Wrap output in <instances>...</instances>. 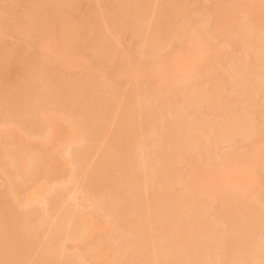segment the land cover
I'll return each mask as SVG.
<instances>
[{"label":"rangeland","instance_id":"1","mask_svg":"<svg viewBox=\"0 0 264 264\" xmlns=\"http://www.w3.org/2000/svg\"><path fill=\"white\" fill-rule=\"evenodd\" d=\"M240 1L247 8L238 0H0V128L6 130L0 135V264H92L87 256L95 241L80 238L89 234L83 215L94 221H85L90 226L103 221L90 236L98 247L111 242L114 248L104 261L96 258L99 264H264V0ZM219 7L225 20L216 17ZM56 10L75 23L74 41L81 33L75 42L66 36L70 29L62 37ZM40 108L62 114L47 122ZM66 127L74 137H65ZM226 167L249 172L248 180L245 174L236 180L245 189L226 191L225 178L207 183V191L195 189L197 171L212 179L214 169ZM161 173L164 181L170 175L165 195ZM142 184L150 189L149 214ZM226 192L233 194L222 202ZM178 199L189 207H179ZM148 216L152 224L164 221L160 232L147 230ZM105 221L114 226L110 234Z\"/></svg>","mask_w":264,"mask_h":264},{"label":"bare ground","instance_id":"2","mask_svg":"<svg viewBox=\"0 0 264 264\" xmlns=\"http://www.w3.org/2000/svg\"><path fill=\"white\" fill-rule=\"evenodd\" d=\"M67 1H68V0H67ZM244 1H245V0H244ZM245 2H247V1H245ZM237 3L240 4L241 1L239 2V0H238ZM244 4H245V3H244ZM244 4L241 3L242 7H240L241 5H239V7H240V8H243V5H244ZM247 4H248V3H247ZM263 4H264V3H263ZM263 4H262V6L264 7ZM66 5H67V4H66ZM62 6H63V5H62ZM136 6H137V5H136ZM217 6H218V5H217ZM248 6H249V4H248ZM60 7H61V6H60ZM137 7H138V6H137ZM244 7H246V6L244 5ZM263 7H261V8L264 9ZM134 8H135V7H134ZM240 8H239V9H240ZM246 8H247V7H246ZM257 8H258V9H261L259 6H258ZM60 9H62V7H61ZM131 9H132V8H131ZM244 9H245V8H244ZM249 9H250V8H249ZM253 9H254V8H253ZM258 9H257V10H258ZM57 10H58V9H57ZM57 10H56V11H57ZM63 10H64V9H63ZM63 10L57 11V12H58V14L56 13V14H57V16H56L57 18H55V21H56V20H57V22L59 21V22H58V24H59L58 26L61 27V29H62V28L64 29V26H66L67 23H68L67 26L71 25V23H72V22L66 21L67 19L69 20L68 12H66V13H67V14H66L65 12H63ZM67 10H68V9H67ZM219 10H220V7L218 8L217 11H219ZM129 11H130V9H129ZM220 11H221V10H220ZM220 11H219V13L217 12L219 15L216 13V14H217L216 17L219 16L218 19H221V20H222V19H224L225 15H224V14H221ZM247 12H248V10H247ZM263 12H264V10H263ZM62 13H65V14H62ZM131 13H132V12H131ZM56 14H55V15H56ZM220 14H221V16L224 15V17L222 16V18H221ZM55 15H54V16H55ZM132 15H133V14H132ZM58 16H59V17H58ZM64 16H65V17H64ZM60 18H61V19H60ZM227 18H228V17H227ZM70 19H71V18H70ZM224 20H225V19H224ZM229 20H230V19H228V20H227L228 22H227V21H226V22H227V24L229 25V30H231V29H230V26H232L234 23H232V21L229 22ZM140 21H141V20H140ZM142 21H143V20H142ZM217 21H218V20H217ZM238 21H239V20H238ZM62 22H63V23H62ZM65 22H66V23H65ZM145 22H146V21H145ZM226 22H225V23H226ZM233 22H234V21H233ZM235 22H236V20H235ZM239 22H240V21H239ZM222 23H223V22H222ZM230 23H231V24H230ZM56 24H57V23H56ZM65 24H66V25H65ZM74 24H75V23H72V25H74ZM223 24H224V23H223ZM227 24H226V26H223V27H224L223 29H225L226 27H228ZM240 24H241V23H240ZM242 24H243V23H242ZM242 24H241V25H242ZM72 25H71L67 30H66V29H65V30L62 29V31H63V32H62V35H63L62 37H65V38H66L67 35H68V36L70 35L69 37L67 36V37L69 38V40H70V41L73 40V42H75V41L77 40L76 38L80 37L81 33H80V35L78 34V36H76L75 41H74V39H73L74 37L71 38V35H72L74 32L77 31V28H76V25H74V26H72ZM77 25H78V24H77ZM220 25H221V23H220ZM145 26H146V25H145ZM147 26H148V25H147ZM73 27H75L76 29H74ZM232 27L234 28V29H232V30L234 31V33H236L237 30L235 31V29L238 28L237 24H236V27H235V24H234ZM232 27H231V28H232ZM33 28H34V27H33ZM43 28H44V27H43ZM148 28H149V26H148ZM220 28H221V27H220ZM240 28H241V27H240ZM69 29H70V30H69ZM73 29H74V30H73ZM227 29H228V28H227ZM47 30H48V29H47ZM68 30H69L70 32H69ZM72 30H73V31H72ZM142 30H143V29H142ZM225 30H226V29H225ZM64 31H65L66 33H67V32H69V33L66 34V36H65V35H64V33H65ZM79 31H80V30H79ZM79 31H78V32H79ZM146 31H147V30H146ZM146 31H145V33H146ZM226 31H227V30H226ZM148 32H149V31H148ZM229 32H230V31H229ZM33 33H34V32H33ZM231 33H232V32H231ZM237 33H238V31H237ZM237 33H236V34H237ZM239 33H241V32H239ZM239 33H238V35H239ZM242 33H243V29H242ZM47 34H48V33H47ZM48 35H49V34H48ZM48 35H47V36H48ZM75 35H77V34H75ZM75 35H74V36H75ZM238 35H237V36H238ZM243 35H244V37H247V36H248V35H246V34H241L242 37H243ZM50 36H51V35H50ZM60 36H61V35H60ZM159 36H160V35H159ZM263 37H264V36H263ZM46 38H47V37H46ZM50 38H51V37H50ZM50 38H49V39H50ZM47 39H48V38H47ZM48 41H49V40H48ZM246 41H247V40H246ZM45 42H46V41H45ZM262 42H263V41H262ZM262 42L259 43V44L262 45V46H264V43H262ZM48 43H49V42H48ZM39 46H40V44H39ZM44 46H45V45L42 46V44H41V47H44ZM51 46H52V45H51ZM70 46H71V45H70ZM72 46H73V45H72ZM72 46H71L70 48H72ZM258 46H259V45H258ZM46 47H47V46H46ZM48 48L51 49V48H50V45H49ZM52 48H53V47H52ZM54 48H56V45H55ZM54 48L52 49L53 51L56 50V49L54 50ZM259 49H263V47H262V48H259ZM52 50H51V51H52ZM67 50H68V49H67ZM49 51H50V50H49ZM68 51H69V50H68ZM70 51H71V50H70ZM173 55L176 56V54H173ZM125 56H126V55H125ZM125 56H124V57H125ZM175 56H173V57H175ZM121 57H122V56H121ZM67 58H68V57H67ZM125 58H126V57H125ZM175 58H176V59H175L176 61H174V62H176V63H178V62L180 63V61L182 60V58H181L180 56H178V57L176 56ZM180 58H181V59H180ZM177 59H179V61H178ZM70 61H71V60H70ZM177 61H178V62H177ZM50 75H51V74H50ZM234 76H235V75H234ZM89 78H90V77H89ZM232 78H233V77H232ZM236 79H237V78H236ZM232 80H233V79H232ZM234 80H235V79H234ZM234 80H233V81H234ZM85 81H86V80H85ZM89 81H90V80H89ZM89 81H88V82H89ZM235 81H236V80H235ZM90 82H91V81H90ZM192 82H193V81H192ZM236 83H237V82H236ZM87 84H90V83H87ZM198 84H199V82H198ZM198 84H197V81H196V82H195V85L192 84V87L194 86V87H195L194 89H196V86L198 87ZM239 84H240V82H239ZM212 86H213V87H216V86H214L213 84H212ZM192 87H191V88H192ZM217 87H218V86H217ZM217 87H216V89H218ZM197 89H198V88H197ZM216 89H215V90H216ZM190 90H191V89H190ZM233 90H234V89H233ZM192 91H193V89H192ZM196 91H198V90H196ZM216 91L218 92V90H216ZM236 91H237V90H235V92H236ZM163 92H164V91H163ZM165 93H166V92H165ZM189 93H190V91H189ZM214 93H215V92H214ZM218 93H219V92H218ZM190 94H191V93H190ZM196 94H197V93H196ZM216 94H217V93H216ZM198 95H199V94H198ZM213 95H214V94H213ZM168 96H169V95H168ZM173 96H174V95H173ZM169 97H170V96H169ZM198 97H199V96H198ZM166 99H167V98H166ZM198 100H199V99H198ZM229 100H231V99H229ZM229 100H228V102H229ZM208 101H209V100H208ZM208 101H207V102H208ZM197 102H198V101H197ZM145 103H146V102H145ZM167 103H168V102H167ZM229 103H231V101H230ZM139 104H140V103H139ZM143 104H144V103H143ZM171 104H172V103H171ZM140 106H141V105H139V106H137V107H139V109H141ZM183 106H184V105H183ZM187 106H188V104H187ZM39 107H40V106H39ZM143 107L145 108L144 105H143ZM144 108H143V109H144ZM186 108H187V107H186ZM40 109H42V108H40ZM43 109H44V108H43ZM43 109H42V110H43ZM139 109H138V110H139ZM42 110H40V112H42L41 114H42L43 118L45 117V119H46L47 122H51V121H54V120L58 119V118L60 117V114H62V113H59V115H58L59 117L56 118L57 116H55V114H54V116H53V113H52V115H51V113L48 112V111L45 109L46 111H45V110H43V111H45V113L47 112L46 114H49V113H50L49 115H46V114H44V112H43ZM135 110H136V109H135ZM148 110H149V109H148ZM129 114H130V113H129ZM39 115H40V114H39ZM44 115H45V116H44ZM47 116H48V117H47ZM51 116H53V117H51ZM61 116H62V115H61ZM128 116H129V115H128ZM220 116H221V115H220ZM63 117H64V119H65V122H66L67 118H69V120H70V117H67V116H66V117H65V116H62L61 119H62ZM49 118H51V119H49ZM52 118H54V119L52 120ZM220 118H221V117H220ZM64 119H63V120H59V121H64ZM48 120H49V121H48ZM91 120H92V119H91ZM234 120H235V119H234ZM59 121H58L57 123H59ZM220 121H221V120H220ZM223 121H224V120H222L221 122L223 123ZM229 121H231V123H232L233 120H229ZM235 121H236V120H235ZM65 122H64V123H65ZM70 122H72V121L70 120ZM70 122H69V123H70ZM216 122L218 123V121H216ZM221 122H220L218 125L222 124ZM236 122H237V121H236ZM61 123H62V122H61ZM66 123H68V121H67ZM52 124H54V123H52ZM55 124H56V123H55ZM55 124H54V126H55ZM59 124H60V123H59ZM71 124H72V126H73V123H71ZM60 125H61V124H60ZM60 125H58V126H60ZM62 125H63V124H62ZM67 125H69V124H67ZM238 125H239V123H238ZM56 126H57V124H56ZM223 126H224V123H223ZM223 126H222V127H223ZM229 126H230V125H229ZM234 126H235V124H234ZM50 127H51V125H50ZM62 127H63V126H62ZM67 127H68V126H67ZM67 127H66V130H67V131L70 130V129H67ZM73 127H74V126H73ZM214 127H216V126H214ZM224 127H225V126H224ZM224 127H223V128H224ZM227 127H228V126H227ZM231 127H232V126H230V128H231ZM235 127H236V129L238 130V128H237L238 126L236 125ZM235 127H233V128L235 129ZM4 128H5V127H4ZM16 128H17V127H16ZM16 128L14 127V131H16L17 134H20V135H21V136H19V138L24 137L23 134L21 133V130H20V129H16ZM52 128H53V125H52ZM52 128H50L51 131H53ZM59 128H61V127H59ZM63 128H64V127H63ZM68 128H69V127H68ZM70 128H71V126H70ZM195 128H196V126H195ZM217 128H218V127H217ZM220 128H221V126H220ZM223 128H222V129H223ZM239 128H240V127H239ZM0 129H1V128H0ZM6 129H7V128H6ZM54 129H55V128H54ZM74 129H76V128H74ZM234 129H233V130H234ZM9 130H10V129H9ZM62 130H63V129H62ZM62 130H61V129H60V130H57V132L62 131ZM72 130H73V129H72ZM196 130H197V128H196ZM227 130L230 131L229 129H227ZM231 130H232V128H231ZM233 130H232V132H233ZM4 131H5V132H4ZM4 131H2V129L0 130V135H2V137H3L4 135L6 136V130L4 129ZM14 131H13V128H11V132H14ZM18 131H19L20 133H18ZM55 131H56V130H54V133L57 134V132H55ZM213 131H214V130H213ZM219 131H220V130H219ZM221 131H222V130H221ZM1 132H2V133H1ZM3 132H4V133H3ZM7 132H8V129H7ZM9 132H10V131H9ZM195 132H196V131H195ZM197 132H199V131H197ZM217 132H218V131H217ZM222 132H224V130H223ZM222 132H219V133L221 134ZM232 132H231V133H232ZM234 132L236 133L235 135H237V132H239V130H238V131L235 130ZM14 133H15V132H14ZM14 133H13V134H14ZM54 133H53V134L50 133V134H51V135H55ZM60 133H61V132H60ZM62 133H63V131H62ZM69 133H70V135H69ZM193 133H194V132H193ZM201 133H202V132H201ZM9 134H10V133H9ZM15 134H16V133H15ZM66 134H68L70 137H74V134H73L72 131H68L67 133H65V137L68 136V135H66ZM194 134H195V133H194ZM197 134H198V133H197ZM197 134H196V135H197ZM213 134H214V133H213ZM228 134H229V133H228ZM238 134H239V133H238ZM72 135H73V136H72ZM75 135H76V134H75ZM190 135H191V134H190ZM216 135H217V134H216ZM225 135H226V134H225ZM231 135H234V133L231 134ZM235 135H234V136H235ZM69 136H68V137H69ZM197 136H198V135H197ZM200 136H201V134H200ZM200 136H199V137H200ZM223 136H224V134H223ZM228 136H229V135H228ZM239 136H240V135H239ZM25 137H26V136H25ZM47 137H49V136H47ZM202 137H203V136H202ZM220 137L222 138L223 141H225V140L227 141V138H228V140H230V139H229L230 136H229V137L224 136V137H227L225 140L223 139L224 137H222V136H220ZM232 137H233V136H231V138H232ZM192 138H193V137H192ZM217 138H218V137H217ZM221 138H218V139H217V142H220L219 140H220ZM26 139H27V138H26ZM68 139H69V138H68ZM68 139H67V140H68ZM232 139H233V138H232ZM184 140H185V139H184ZM186 140H187V139H186ZM209 140H210V139H209ZM212 140H213V139H212ZM41 141H42V140H41ZM168 141H169V139H168ZM171 141H172V140H171ZM230 141H231V140H230ZM43 142H44V141H43ZM172 142H173V141H172ZM42 144H43V143H42ZM229 149H230V148H229ZM229 149H228V150H229ZM229 151H230V150H229ZM232 152H233V150H232ZM234 153H237V151L234 152ZM237 154H238V153H237ZM237 154H236V156H238ZM229 155H230V154H229ZM239 155H240V154H239ZM221 156H222V155H221ZM232 156H233V155H232ZM245 156H247V155H245ZM165 157H166V156H165ZM229 157H230V156H229ZM241 157H242V155H241ZM248 157H249V156H248ZM237 158H238V157H237ZM237 158H236V159H237ZM246 158H247V157H246ZM252 158H253V157H252ZM222 159H223V158H222ZM229 159H230V158H229ZM233 159H234V158H233ZM247 159H248V158H247ZM172 160H173V159H172ZM172 160L170 159V161H172ZM174 160H175V159H174ZM225 160H226V158H225ZM227 160H228V158H227ZM251 160H252V159H251ZM167 161H168V159H167ZM170 161H169V162H170ZM219 161H220V159H219ZM222 161H224V160H222ZM230 161H231V159H230ZM255 161H257V159H256ZM101 162H102V161H101ZM163 162H164V161H163ZM165 162H166V161H165ZM242 162H243V161H242ZM253 162H254V161H253ZM173 163H174V162H173ZM221 163H222V162H221ZM238 163H239V162H238ZM249 163H250V162H249ZM141 164H143V163H141ZM167 164H168V163H167ZM242 164H244V163H242ZM242 164H241V166H242ZM255 164H256V163H255ZM168 165H169V164H168ZM216 165H217V164H216ZM218 165H219V162H218ZM230 165L233 166V164H232L231 162H230ZM244 165H246V164H244ZM244 165H243V166H244ZM164 166H165V165H164ZM164 166H163L162 168H165V169H166V166H167V165H166L165 167H164ZM221 166H222V165H220V167H221ZM235 166H236V165H235ZM235 166H233V167H235ZM252 166H253V165H251V170H252V169L255 170V166H254V168H253ZM169 167H170V165H169ZM171 167H172V166H171ZM223 167H224V166H223ZM227 167H229V164H227ZM227 167L224 168L223 171H224L225 169H229V168H227ZM245 167H246V166H245ZM99 168H100V167H99ZM143 168H144V166H143ZM162 168H161V169H162ZM167 168H168V167H167ZM221 168H222V167H221ZM235 168H236V167H235ZM235 168H234V169H235ZM242 168H243V167H241V170H242ZM144 169H145V168H144ZM169 169H170V168H169ZM169 169H168V170H169ZM216 169H217V167H216ZM216 169H214V172H215ZM237 169H238V168H237ZM237 169H236V170H237ZM247 169H248V168H247ZM4 170H5V169H4ZM162 170H163V169H162ZM170 170H171V169H170ZM198 170H201V169H198ZM203 170H205V169H203ZM229 170H230V171L232 170V173L234 172L235 174H236V173H239V172L241 171L240 169H239L240 171L233 170V168H232V169L230 168ZM229 170H226V171H228L229 173L226 172V171H225V172H222V170H220V171H217V170H216V172H217L218 174H215V173L213 172V173L211 174V176H212V179H213L214 181L211 179V177H210L209 175L206 176V174H208V173H206V174L204 175L203 172H202V173H198L197 170H195V171H197V175H196V177H195V176H193V177L190 176V177H191V178H194V177H195L196 179L198 178L199 181H201V184H200L201 186H200V185H197V188L195 187L196 190L199 188L198 191H200V189L202 190L203 188H204L205 191H207L208 189H210L211 186H210L209 184L207 185V183L210 182V184L212 185V184H214V182L217 180V178H219L218 180H221L222 178H223V179L225 178L224 180L220 181L221 183H220L219 181H218V182L224 187V189L227 187V188H226V191L231 190V187L234 188L233 186H235V185H236L237 187H241V186H238L240 181H236V180H237L238 176H239V178H240V176L243 177V175L245 174V172L242 171V173L244 172L243 174H242V173H240L239 175L236 174V176H234V175H235V174H234V175H232L234 178H232V176L230 175V174H232V173H230ZM253 170H252V171H253ZM151 171H152V168H151ZM151 171H150V172H151ZM154 171H155V170H154ZM158 171H159V170H158ZM166 171H167V170H166ZM206 171H207V170H206ZM235 171H236V172H235ZM249 171H250V170H249ZM169 172H170V171H169ZM193 172H194V171H193ZM246 172H247V170H246ZM146 173H147V172H146ZM146 173H145V174H146ZM152 173H153V172H151L149 175H152ZM159 173H160V172H159ZM162 173H163V172H162ZM162 173H161V175H160V176H161V179H162V178H166V177L164 176V174H162ZM166 173H168V172H165V175H166ZM221 173H222V174H221ZM223 173H224V174H223ZM227 173H228V174H227ZM247 173H249V172H247ZM247 173H246V174H247ZM253 173H254V171H253ZM253 173H252V174H253ZM145 174H144V175H145ZM198 174H199V176H198ZM241 174H242V175H241ZM246 174H245V176L247 177L248 174H247V175H246ZM252 174H250L249 176H251ZM142 175H143V174H142ZM144 175H143V176H144ZM149 175L147 176V174H146V179H147V177H149ZM158 175H159V174H158ZM201 175H202V176H201ZM213 175H215V176H217V177L214 176V178H213ZM223 175H225V177H222ZM228 175H229V177H226V176H228ZM153 176H154V175H153ZM163 176H164V177H163ZM169 176H170V175H168V177H169ZM205 176H206V177H205ZM208 176H209L210 180L207 179ZM218 176H220V177H218ZM245 176H244V177H245ZM168 177H167V179H168ZM199 177H200V178H199ZM255 177H256V175H255ZM119 178H120V177H119ZM142 178H143V177H142ZM195 178H194V179H195ZM220 178H221V179H220ZM227 178H229V179H227ZM230 178H232L233 180L230 179ZM239 178H238V179H239ZM253 178H254V177H253ZM134 179H135V178H133V180H134ZM167 179H165L166 181H164V179H162L161 182L163 183V185L161 186V184H160L161 187L158 186L159 188H162V189H161V192H160V191H159V192L162 193L163 195H165V194H164V193H165L164 191H165V190L167 191V189L169 188V187H168V184H170V182L167 183V181L169 180V179H168V180H167ZM187 179H188V178H187ZM198 179H197V180H198ZM206 179H207V180H206ZM241 179H242V178H241ZM243 179H244V178H243ZM243 179H242V180H243ZM251 179H252V176H251V178H250V181H251ZM152 180H154V179H152ZM192 180H193V179H191V181H190V180H189V181L192 182ZM227 180H229V181H227ZM234 180H235V184L233 183ZM239 180H240V179H239ZM242 180H241V181H242ZM247 180H248V177H247ZM254 180H256V179H252V181H254ZM117 181H118V180H117ZM169 181H170V180H169ZM195 181H196V180H193L194 185L196 184ZM199 181H197V183H198ZM204 181H205V183H204ZM232 181H233V182H232ZM252 181H251V182H252ZM120 182H121V181H120ZM140 182H141V181H140ZM144 182H145V178L142 180V183H144ZM164 182H165V185H164ZM212 182H213V183H212ZM218 182H217V184L219 185ZM255 182H256V181H254V183H255ZM116 183H119V181L116 182ZM134 183H135V181H134ZM145 183H146V182H145ZM186 183H187V182H186ZM188 183H189V182H188ZM188 183H187V184H188ZM244 183H245V182H244ZM139 184H140V183H139ZM147 184H148V183H147ZM147 184H142V185H140V186H144V185H145L144 188L141 187V190L143 189L142 192L145 191L146 202H147V198H148V197H147L148 195H146V191H147V193H148V191L150 190V189H148V187L146 186ZM158 184H159V183H158ZM166 184H167V186H166ZM191 184H192V183H191ZM191 184H190L189 186L193 187L194 185H191ZM205 184H206V185H205ZM223 184H224V185H223ZM229 184H230L231 186H229ZM237 184H238V185H237ZM247 184L249 185L250 183L248 182ZM106 185H107V184H106ZM117 185H118V184H117ZM136 185H138L137 182H136V184H135V187H136ZM215 185H216V182H215ZM240 185H242V184L240 183ZM115 186H116V185H115ZM119 186H120V184H119ZM169 186H171V185H169ZM205 186H206V187H205ZM207 186H208V187H207ZM209 186H210V187H209ZM236 186H235L234 190L237 188ZM36 187H37V186H36ZM38 187H39V186H38ZM38 187H37V188H38ZM103 187H104V186H103ZM132 187H133V185H132ZM146 187H147V188H146ZM158 187H157V188H158ZM167 187H168V188H167ZM223 187H222V188H223ZM228 187H230V189H229ZM245 187H246V183H245V186H242L241 188L245 189ZM12 188H13V187H12ZM34 188H35V187H34ZM37 188L34 189V190H36V192L33 190L35 193H37ZM149 188H150V187H149ZM164 188H165V189H164ZM166 188H167V189H166ZM207 188H208V189H207ZM212 188H213V189L215 188L214 185H213ZM212 188H211V189H212ZM114 189H115V188H114ZM147 189H148V190H147ZM185 189H186V188H185ZM206 189H207V190H206ZM213 189H212V190H213ZM219 189H220V188H219ZM239 189H240V188H239ZM239 189H238V190H239ZM11 190L13 191V194L16 195V192H15L16 190H13V189H11ZM130 190H131V189H130ZM153 190H154V189H153ZM153 190H152V191H153ZM162 190H163L164 193L162 192ZM169 190H170V188L168 189V192H170ZM193 190H194V189H193ZM204 190H202V192H204ZM33 191L31 192L32 194H34ZM128 191H129V190H128ZM217 191H218V190H217ZM217 191H216V192H217ZM219 191H220V190H219ZM219 191H218V192H219ZM224 191H225V190H224ZM232 191H233V190H232ZM240 191H241V190H239V193L237 192L238 194H237V193H234L235 196L233 195L232 197H235V198H236V196L239 197V196H240L239 194H241ZM221 192H223V191L221 190ZM229 192H230V191H229ZM229 192H226V194L224 193V196H225V197L223 196L222 199L220 198V200H221L222 202H223V201H226V202H227V201L231 198V196L229 197V195H232L233 193L230 194ZM149 193H150V192H149ZM116 194H117V193H116ZM168 194H169V193H168ZM221 194H223V193H221ZM228 194H229V195H228ZM27 195H29V194H27ZM34 195H35V194H34ZM34 195H32V196L35 198L36 195H35V196H34ZM137 195H139V194H137ZM142 195H143V194H142ZM140 196H141V195H140ZM227 196L229 197V199H228V200H225V199L228 198ZM28 197H30V196H27V198H28ZM37 197H38V196H37ZM166 197H167V196H166ZM218 197H220V194H219ZM226 197H227V198H226ZM142 198H143V197H142ZM161 198H162V196H161ZM159 199H160V197H159ZM163 199H164V198H162V200H163ZM186 199H187V204L189 203V205H190L192 202L190 203V202L188 201V198H186ZM217 199H218V198H217ZM223 199H224V200H223ZM129 200H130V198H129ZM144 200H145V198H144ZM144 200H143V201H144ZM149 200H150V199L148 198V201H149ZM165 200H166V199H165ZM165 200H163L162 202L164 203ZM168 200H169V199H168ZM173 200H174V199H173ZM179 200H180V199H178V202H179ZM183 200H184V199H183ZM195 200H196V199H195ZM233 200H234V198H233ZM236 200L238 201L237 198H236ZM143 201H142V202H143ZM184 201H186V200H184ZM184 201H183V203H182V202H179L180 206H179V204H177V206L181 207V205H184V204H185V205H184L185 207L183 206L185 209H186V207H189V205L186 206V203H184ZM191 201H192V200H191ZM218 201H219V199H218ZM231 201H232V200H231ZM231 201L227 203L228 205H229V203H230L229 206H233L232 204H237V203H233V202H231ZM138 202H139V201H138ZM146 202H144L145 204L143 203V205L146 206V210H145V206H144V207H142V208H143L142 211H143L144 213H145V211H146V213H147V211H148V214H149V210H148L147 207H149V206L151 205L152 200H151V202H150V201L147 202V204H146ZM178 202H176V203H178ZM226 202H224L223 204H225ZM163 203H162V206H163ZM171 203H174V201L171 202ZM195 203H196V202H195ZM231 203H232V204H231ZM129 204H130V203H129ZM148 204H149V205H148ZM221 204H222V203H221ZM227 204H226V205H227ZM238 204H239V202H238ZM137 205H138V204H137ZM167 205H168V204H167ZM193 205H195V204H192V205H191V208H189V209H193V207H192ZM217 205H219V203H218ZM228 205H227V206H228ZM261 205H262V204H261ZM263 205H264V204H263ZM133 206H134V205H133ZM151 206H152V205H151ZM162 206H161L160 208H162ZM165 206H166V205H165ZM200 206H201V205H200ZM208 206H209V205H208ZM220 206H221V205H220ZM227 206H224V205H223V207H225V208H226ZM235 206H236V205H235ZM235 206H234V207H235ZM251 206H252V205H251ZM140 207H141V205H140ZM171 207H172V206H171ZM171 207H170V208H171ZM183 207H181V208H183ZM196 207H197V206H196ZM215 207H216V206H215ZM215 207H214V208H215ZM138 208H139V207H138ZM138 208H137V209H138ZM156 208H157V206H156ZM175 208H176V206H175ZM184 208H183V209H184ZM203 208L205 209V207H203ZM210 208H211V207H210ZM212 208H213V207H212ZM219 208L221 209V207H219ZM219 208H217V209H219ZM236 208H237V207H236ZM249 208H250V207H249ZM251 208H252V207H251ZM140 209H141V208H140ZM168 209H169V208H168ZM179 209H180V208H179ZM179 209H178V210H179ZM189 209H188V210H189ZM199 209H200V208H199ZM222 209H223V208H222ZM228 209H229V208H227V210H228ZM254 209H255V208H254ZM144 210H145V211H144ZM161 210H162V209H161ZM164 210H165V209H164ZM174 210H176V209H174ZM206 210H207V208H206ZM206 210H205V211H206ZM208 210H209V207H208ZM212 210H213V209H212ZM252 210H253V208H252ZM257 210H258V209H257ZM180 211L182 212V210H180ZM199 211H200V210H199ZM213 211H214V210H213ZM219 211H220V210H219ZM235 211H236V210H235ZM123 212H124V210H123ZM156 212H157V209H156ZM158 212H159V211H158ZM164 212H165V211H164ZM227 212H228V211H227ZM229 212H231V211H229ZM233 212H234V211H233ZM248 212H249V211H248ZM248 212H247V213H248ZM253 212H255V211H253ZM131 213H132V212H131ZM131 213H130V214H131ZM137 213H138V212H136V215H138ZM140 213H141V212H140ZM178 213H179V212H178ZM188 213H190V212L188 211ZM198 213H199V212H198ZM211 213H212V212H211ZM217 213H218V210H217ZM219 213L224 214V212H219ZM219 213H218V214H219ZM231 213H232V212H231ZM245 213H246V212H245ZM247 213H246V216L249 214V213H248V214H247ZM122 214H123V213H122ZM148 214H145V215H148ZM162 214H163V213H162ZM162 214H161V216H162ZM168 214H169V213H168ZM168 214H167V215H168ZM181 214H182V213H181ZM181 214H180V215H181ZM184 214H185V212H184ZM186 214H187V213H186ZM186 214H185V215H186ZM190 214H191V213H190ZM190 214H189V215H190ZM195 214H196V213H195ZM213 214H214V213H213ZM221 214H219V215L221 216ZM141 215H142V214H140V216H141ZM165 215H166V213H165ZM178 215H179V214H178ZM225 215H226V211H225ZM249 215H250V214H249ZM249 215H248V216H249ZM254 215H255V214H254ZM87 216H89V214H87ZM142 216H144V215H142ZM181 216H184V215L182 214ZM202 216H203V215H202ZM214 216H216V215H214ZM227 216H228V215H227ZM255 216H256V215H255ZM255 216H254V217H255ZM84 217H85V219H86V215H85V216L83 215V218H84ZM128 217L130 218V216H128ZM170 217H172V216H170ZM193 217H194V215H193ZM81 218H82V217H81ZM124 218H125V217H124ZM133 218H134V217H133ZM136 218H137V216H136ZM141 218H143L144 221L146 220V217H141ZM141 218H140V220H141ZM151 218H153V217H151ZM151 218L148 216L147 219H148L149 221L146 220V222H144V223H146V225H144V226H146V227L148 226V227H147V230H148L149 228L152 229V230H154V229H156V226H157L158 228H159V226H160L161 228L163 227L162 224L164 223V221H163V223L159 221L161 224H160V223H153V224H152V222H150ZM163 218H164V217H163ZM196 218H198V216H197ZM201 218H202V217H201ZM221 218H222V216H221ZM229 218H230V216H229ZM229 218H227V220H229ZM79 219H80V218H79ZM85 219L80 220V221H81L80 223L83 224L85 228H87L88 226H90L89 224H91V223H92L91 221H93V220H91L90 216H89V219H90L91 221H89L88 219H86V220H85ZM126 219H127V217H126ZM137 219H139V218H137ZM143 219H142V220H143ZM191 219H192V218H191ZM202 219H203V218H202ZM230 219H231V218H230ZM159 220H160V219H159ZM192 220H193V219H192ZM216 220H217V219H216ZM220 220H222V219H220ZM225 220H226V219H225ZM227 220H226V222H227ZM85 221H86L87 223H89V222H90V223L87 224ZM138 221H139V220H138ZM154 221H155V220H154ZM161 221H162V220H161ZM168 221H169V220H168ZM190 221H191V220H190ZM200 221H201V220H200ZM93 222H94V221H93ZM105 222H107V221H105ZM122 222H123V221H122ZM132 222H133V221H132ZM139 222H140V221H139ZM139 222H138V223H139ZM148 222H149V223H148ZM156 222H157V221H156ZM177 222H178V221H177ZM217 222L219 223V221H217ZM222 222H223V221H222ZM78 223H79V221H78ZM78 223H77V224H78ZM98 223H99V222H98ZM124 223H125V222H124ZM129 223H130V221H129ZM147 223H148V224H147ZM165 223H167V220L165 221ZM169 223H170V222H169ZM220 223H221V222H220ZM220 223H219V224H220ZM85 224H86V225H85ZM93 224H94V223H93ZM93 224L89 227V228H91L90 230H86V229L84 228V230H85L86 232H85L84 230H83V231H84L86 234L89 232V234H87L86 236L84 235V237H83V235H81L80 238H82V239L84 238V241H85V242H88V241H89V242L91 243V242L95 241V242L91 243V244H94L95 246L92 245V247H90L92 250H93V247H95L94 252H93L94 255H93L92 253H91L92 255L89 254V256H87V259L89 258L90 260H93V261L95 260V262L92 261V262H93L92 264H94V263H95V264H96V263L99 264L100 262H102V261H104V260L106 259V255H107V256L109 255V253H107V251L110 249V252H111V248H112L111 246H112V245L109 246V244H110L111 242H110V243L108 242L109 244H107V242H105L106 239L103 238V239H104V242H105L106 245H108L109 247L106 246V245H103V246L105 247L104 249L98 247L99 244H97V241H96L95 237H94L93 239H91V237L95 235V234L93 235L92 233H93V232L95 233L97 229H98V230H99V229L101 230V227H102L103 221H102V223H101L100 225L98 224V226L95 225V224L93 225ZM113 224H114V223H113ZM125 224H126V223H125ZM133 224H134V223H133ZM149 224H152V225H149ZM154 224H155V225H154ZM174 224H175V223H174ZM174 224H173V225H174ZM194 224H195V223H194ZM222 224H223V223H221V225H222ZM226 224H227V223H225L224 225H226ZM228 224H230V223H228ZM107 225H108V226H106V228H104L105 230L107 229L105 233H108L109 230L112 229V228L114 227L113 225H111L110 221L107 222ZM109 225H110V226H109ZM129 225H130V224H129ZM138 225H139V224H138ZM161 225H162V226H161ZM171 225H172V223H171ZM175 225H176V224H175ZM175 225H174V226H175ZM177 225H178V224H177ZM201 225H202V224H201ZM201 225H199V226H201ZM79 226H80V225H79ZM93 226H94V228H93ZM95 226H96V228H95ZM111 226H113V227H111ZM122 226H123V225H122ZM133 226H134V225H133ZM149 226H150V227H149ZM178 226H179V225H178ZM222 226H223V225H222ZM226 226H227V225H226ZM109 227H111V228H109ZM152 227H153V228H152ZM168 227H171V226L168 225ZM172 227H173V226H172ZM172 227H171V229H172ZM82 228H83V227H82ZM89 228H87V229H89ZM161 228H159L160 230L158 229L157 231L160 232V231H161ZM180 228H181V227H179V229H180ZM198 228H199V227H198ZM220 228H221V226H220ZM220 228H219V229H220ZM93 229H94V231H93ZM95 229H96V230H95ZM132 229H133V228H132ZM135 229H136V228H135ZM142 229H143V227H142ZM142 229H140V230H142ZM173 229H175V228H173ZM194 229H196V228L194 227ZM199 229H200V228H199ZM217 229H218V228H217ZM222 229H223V227H222ZM91 230H92V231H91ZM98 230H97V231H98ZM128 230H129V229H128ZM147 230H146V231H147ZM162 230H163V229H162ZM164 230L166 231L165 228H164ZM87 231H88V232H87ZM90 231H91V234H92V235L90 234ZM169 231H170V229H169ZM175 231H176V230H175ZM179 231H180V230H179ZM179 231H178V233H180ZM215 231H216V230H215ZM102 232H103V231H102ZM128 232H129V231H128ZM141 232H143V231H141ZM148 232L151 233V231H148ZM172 232H174V230H172ZM172 232H171V233H172ZM181 232H182V231H181ZM193 232H194V231H193ZM200 232H201V231H200ZM85 233H84V234H85ZM100 233H101V231H100ZM110 233H111V232H109V234H110ZM146 233H147V232H146ZM154 233H155V232H154ZM161 233H162V232H161ZM178 233H176V234H178ZM183 233H184V232H183ZM194 233H196V232H194ZM102 234H103V233H102ZM139 234H140V233H139ZM142 234H143V233H142ZM152 234H153V233H152ZM152 234H151V235H152ZM169 234H170V233H169ZM172 234H174V233H172ZM189 234H190V233H189ZM200 234H201V233H200ZM200 234H199V235H200ZM143 235H145V234H143ZM147 235H148V233H147ZM154 235H155V234H154ZM178 235H180V234H178ZM185 235H186V234H185ZM199 235H197V236H199ZM90 236H91V237H90ZM105 236H108V234H106ZM109 236H110V235H109ZM149 236H150V234H149ZM193 236H194V235H193ZM140 237H142L141 239H143V236H142V235H140ZM146 237H147L148 239L151 238V237H148V236H144V240H145ZM152 237H153V236H152ZM77 238H78V237H77ZM80 238H79V239H80ZM147 238H146L145 242L148 240ZM74 239H75V238H74ZM79 239H77V240H78V241H82L81 239H80V240H79ZM85 239H86V240H85ZM87 239H88V240H87ZM89 239H90V240H89ZM97 239H98V238H97ZM107 239H108V238H107ZM138 239H139V238H138ZM92 240H93V241H92ZM131 240H132V239H131ZM177 240H178V239H177ZM180 240H181V239H180ZM183 240H184V239H183ZM187 240H188V239H187ZM107 241H108V240H107ZM121 241H122V240H121ZM127 241H129V240H127ZM149 241H153V240L150 239ZM98 242H99V241H98ZM178 242H179V241H178ZM178 242H177V244H178ZM95 243H96V244H95ZM102 243H103V242H102ZM140 243H141V242H140ZM147 243H148V241H147ZM179 243H180V242H179ZM91 244H89V245L91 246ZM121 244H122V243H121ZM128 244H129V243L126 242V245H128ZM141 244H143V243H141ZM194 244H195V243H194ZM96 245H97V246H96ZM130 245H131V243H130ZM130 245H128V246L130 247ZM144 245H145V243H144ZM180 245H181V244H180ZM180 245H179V247H180ZM192 245H193V244H192ZM123 246H124V245H123ZM128 246H127V247H128ZM133 246H134V245H133ZM139 246H140V245H139ZM146 246H147V245H146ZM189 246H190V245H189ZM96 247L102 249L103 251L101 252V250H99V249L97 250ZM110 247H111V248H110ZM127 247H125V249H126ZM131 247H132V245H131ZM131 247H130V249H131ZM107 248H108V249H107ZM122 248H124V247H122ZM146 248H147V247H146ZM182 248H183V247H182ZM182 248H181V249H182ZM190 248H191V247H190ZM60 249H61V248H60ZM112 249L114 250V248H112ZM141 249H142V247H141ZM150 249H151V248H150ZM128 250H129V249H128ZM153 250H154V249L152 248V251H153ZM184 250H185V249H184ZM97 251H98V252H97ZM99 251H100V252H99ZM104 251H105L107 254H106ZM121 251H122V250H121ZM123 251H124V250H123ZM180 251H181V250H180ZM108 252H109V251H108ZM114 252H115V251H114ZM114 252H113V254H114ZM181 252H182V251H181ZM79 253L81 254V257H82V256H83L82 253H84V252H81V251H80ZM120 253H121V252H120ZM124 253H125V251H124ZM186 253H187V252H186ZM186 253H185V254H186ZM188 253H189V251H188ZM147 254H148V253H147ZM147 254H146V255H147ZM98 255H99V256H98ZM104 255H105V258H104V260H103V256H104ZM142 255H143V254H142ZM181 255H182V254H181ZM84 256H85V255H84ZM90 256H91V257H90ZM153 256H154V255H153ZM187 256H188V255H187ZM178 257H179V256H178ZM82 258H83V257H82ZM84 258H85V257H84ZM94 258H95V259H94ZM96 258H97V259L99 258V260H100V259H102V260H100V262H99V260L96 261V260H97ZM142 258H143V256H142ZM145 258H146V257H145ZM155 258H156V257H155ZM176 258H177V257H176ZM153 260H154V259H153ZM161 260H162V259H161ZM175 260H176V259H175ZM106 261H107V260H106ZM143 261H144V259H143ZM179 261H181V260H179ZM86 262H87V261H86ZM154 262H155V261H154ZM162 262H163V261H162ZM162 262H161V263H162ZM177 262H178V261H177ZM181 262H182V261H181ZM88 263L91 264V261H88ZM103 263H104V262H103ZM127 263H128V262H127ZM155 263H158V262L156 261ZM48 264H49V263H48ZM54 264H55V263H54ZM131 264H132V263H131Z\"/></svg>","mask_w":264,"mask_h":264}]
</instances>
